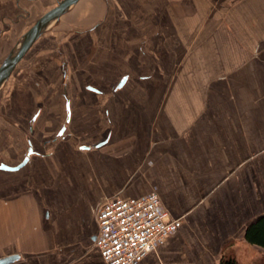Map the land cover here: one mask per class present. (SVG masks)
<instances>
[{
    "label": "crops",
    "instance_id": "obj_1",
    "mask_svg": "<svg viewBox=\"0 0 264 264\" xmlns=\"http://www.w3.org/2000/svg\"><path fill=\"white\" fill-rule=\"evenodd\" d=\"M58 1L0 0V64ZM45 35L62 51L96 42L97 68L127 96L87 84L64 97L54 146L0 170V258L104 264L98 208L153 192L182 224L139 264H220L226 248L264 262L243 239L264 214V0H77L21 60Z\"/></svg>",
    "mask_w": 264,
    "mask_h": 264
},
{
    "label": "rangeland",
    "instance_id": "obj_2",
    "mask_svg": "<svg viewBox=\"0 0 264 264\" xmlns=\"http://www.w3.org/2000/svg\"><path fill=\"white\" fill-rule=\"evenodd\" d=\"M49 33L54 34V26ZM49 36L39 39L0 85V163H19L29 144L40 150L44 145L54 146V133L64 123V97L75 102L85 97V85L99 87L105 97L127 96L113 90L121 74L105 75L97 68L96 42L75 52L62 51L61 43ZM64 63L77 71L65 79Z\"/></svg>",
    "mask_w": 264,
    "mask_h": 264
},
{
    "label": "built area",
    "instance_id": "obj_3",
    "mask_svg": "<svg viewBox=\"0 0 264 264\" xmlns=\"http://www.w3.org/2000/svg\"><path fill=\"white\" fill-rule=\"evenodd\" d=\"M96 222L94 246L104 264H139L182 224L168 215L153 192L107 199L97 210Z\"/></svg>",
    "mask_w": 264,
    "mask_h": 264
},
{
    "label": "water",
    "instance_id": "obj_4",
    "mask_svg": "<svg viewBox=\"0 0 264 264\" xmlns=\"http://www.w3.org/2000/svg\"><path fill=\"white\" fill-rule=\"evenodd\" d=\"M77 0H59L55 6L44 14L27 32H25L20 39L17 41L16 45L10 50L8 55L3 59L0 64V85L9 77L10 73L16 67L17 63L21 60L23 55L29 49V47L33 44V42L46 31L48 26L57 19L60 15H62L68 8H70L73 4H75ZM125 78H123L118 87H121L124 83ZM69 120V114L66 115V122ZM63 127L61 131H63ZM32 153V148L29 146L27 151V155L24 156L22 161L14 166L8 167L5 165H0V170L3 171H16L21 168L27 161L28 155ZM16 257L8 256L0 258V264H9Z\"/></svg>",
    "mask_w": 264,
    "mask_h": 264
},
{
    "label": "trees",
    "instance_id": "obj_5",
    "mask_svg": "<svg viewBox=\"0 0 264 264\" xmlns=\"http://www.w3.org/2000/svg\"><path fill=\"white\" fill-rule=\"evenodd\" d=\"M243 239L246 243L264 250V214L254 218L245 227ZM220 264H238L231 250H226L220 258ZM264 264V262L262 263Z\"/></svg>",
    "mask_w": 264,
    "mask_h": 264
}]
</instances>
